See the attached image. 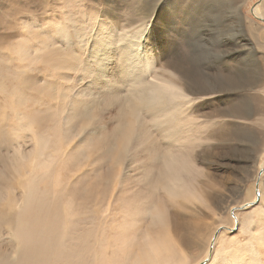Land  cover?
Returning <instances> with one entry per match:
<instances>
[{
    "label": "rangeland",
    "instance_id": "obj_1",
    "mask_svg": "<svg viewBox=\"0 0 264 264\" xmlns=\"http://www.w3.org/2000/svg\"><path fill=\"white\" fill-rule=\"evenodd\" d=\"M82 1L86 5L84 16L90 13L92 16L90 19L82 17L84 21L74 19L72 24L78 29L92 32L100 28L106 34L102 28L115 27V31L122 27L139 36L134 43V52L138 49L140 54L137 57L150 60V69L156 75L154 77L149 72L144 75V80L159 85L164 78H171L174 85L181 87L172 73L182 72L195 78L192 84L206 87L207 92L220 90L217 98H204L206 89L198 95L201 97L186 103L187 109L184 107L192 119L184 127H179L182 132L175 140L184 149L179 157L188 158L193 163L192 169L184 172L186 177L182 180L189 190H180L173 197L162 188L158 191L157 181L162 177L157 176L154 164L146 158L142 161L148 156L147 152L139 153L138 160H133L135 152L141 148L135 151L129 147L131 154L135 152L133 156L127 152L125 156L128 158L124 157L114 178L115 167L110 165L112 158H106L101 150H97V140L77 142L82 133L72 135L75 136L73 140L64 139L63 132L69 125L65 124L66 108L57 114L59 106L56 104L61 103V99L66 102L79 99V95L87 93L89 84L95 80L93 75L52 67L50 60L40 58L43 53L37 49L43 42L55 43L54 29L65 15L84 9L78 5ZM82 1L0 0V174L10 178L12 171L5 168L15 156L17 161L28 163L20 159V155L30 152L36 135L47 137L49 148L45 152L48 153H52L50 148L56 146V138L61 140L63 137L65 151L63 148L61 151L65 154L61 155L62 158L63 154L65 158L70 157L67 161L70 160L72 166L67 161L68 164L60 162L55 156L52 158V165L58 166L55 169L62 174V181L58 183L57 191L51 189L50 195L63 200L73 199L84 208L83 216L75 215L72 222L74 234L71 232V235L75 238H85L92 230L91 226H97L104 232L105 256L119 258L118 264H129L130 259L120 251L121 247L135 242L132 235L135 228L138 232L156 229L160 224H155L152 218L154 211L160 209L164 212L162 222L189 258L188 264H226L224 256L231 264H264V255L256 257L252 251L259 248L264 253V248L247 232L250 220L251 225L255 224L252 227L255 226L256 230L254 227L252 230L256 234L264 228V216L252 211L259 203L258 191L264 195V123L253 122L257 117L264 119V0ZM77 15L75 18L81 16ZM93 21L95 24L91 29L87 23L93 24ZM118 36L113 34V37ZM87 43L90 44V39ZM17 47L21 48V53ZM85 60L91 62L89 54ZM128 61L118 57L109 62L107 76H111L112 69L113 76L126 77L129 70L126 75L124 67ZM121 69L122 73L119 72ZM135 70L146 71L142 60ZM107 83L101 86L104 94L117 89H122V94L126 92L125 83L118 88ZM223 109L235 114L250 112L252 116L245 123L224 116L220 111ZM114 114V107L104 110L96 125L112 131L110 116ZM53 117L58 133H54ZM175 118L176 114H173L171 119ZM215 120L229 123L230 136L226 143L218 138L220 128ZM175 128L170 125L165 130L170 133ZM261 162L262 167L259 166ZM235 169L237 173L234 176L238 177L232 175ZM238 178L241 179L236 181ZM191 191L196 198L191 196ZM254 195L255 203L246 204ZM121 203L123 209H118L117 204ZM228 205L234 207L231 212L226 208ZM129 208H133L136 215L130 213ZM74 211L77 212L76 207ZM116 231H121V234L116 235ZM8 241L5 235L0 237V253L11 251ZM69 241L77 240L72 237ZM85 258L88 259L86 255Z\"/></svg>",
    "mask_w": 264,
    "mask_h": 264
},
{
    "label": "bare ground",
    "instance_id": "obj_2",
    "mask_svg": "<svg viewBox=\"0 0 264 264\" xmlns=\"http://www.w3.org/2000/svg\"><path fill=\"white\" fill-rule=\"evenodd\" d=\"M78 5H81L84 9L80 10V12H71V15H65L61 19L62 21L59 26L54 29L55 37H52L56 38L55 43L51 42L46 44V42H43L42 46L37 49L43 53L40 58H47L50 60L52 67L67 69L70 72L74 70L80 72L82 75H93V79L95 80L94 83L89 84L90 89L87 93H81V95H79V99H73L68 102H66L65 99L64 101L61 99V103L56 104L59 106V108H57V114L63 113L66 108L65 124L69 123V125L65 127L66 131L63 132L64 139L73 140L75 136L73 137L72 135L82 133L77 142L84 141L85 143V141H89L90 143L91 141L97 140V150H101L100 153H103L105 157L107 156L106 158H112V164L110 163V165L115 167V169L113 168V170H115L113 171L115 172L113 174L114 178L119 173V167H122L120 165L124 157L128 158L125 155L130 151L129 147L135 149V151L141 148L138 152L134 151V156L132 155L134 152L132 154L129 152L133 158H135H130V160L133 159L137 161V158L140 156L139 153L144 151L147 152L148 156L144 157L142 161L144 162L145 158L149 160V163L154 164V166H152L157 168V176L162 177L157 181V190L162 188L168 195L173 197L177 195L180 190L184 191L188 189L182 180L186 177L184 172L188 168L191 170L193 163L188 158L184 160L179 157V154L182 155L184 149L175 139L182 132V129L179 127H184V125H187L192 119L191 114L187 115L186 103L188 104V101L201 97L198 95L207 88L200 86V84H198V86L192 84L195 78L182 72L178 74L172 73L181 87L174 85L171 82V78L166 80L164 78V80H162L164 82L159 85L144 80V75L146 74L147 76L149 72L154 77H156V75L152 72L153 70L151 71L150 69V60L148 58L140 59V57H137L136 55L140 54L137 48H135L137 50L134 52V43L138 35H136L135 32L129 33V31L127 32L122 27L115 31H113L115 27L114 29L110 27H108L109 29L102 28L106 30V34H104L100 28H96L92 32L78 29L77 25L72 23L75 21H84V17L90 19L92 16L91 13L89 16H84L86 5L83 4V1ZM76 14L81 16L75 18ZM94 24V21L93 24L87 23L91 29L94 28ZM114 33L119 36L113 37ZM88 39H90V44L87 43ZM117 41H119V43H117ZM85 45L88 46V51H86L87 46L85 47ZM136 45L139 46L138 41ZM16 50H18L19 53L22 52L20 47H17ZM86 54H89L91 62L85 60ZM118 57H122L126 61L131 60L130 62L128 61L129 63H127L125 67L123 66L126 70V75L128 74V70L129 74L126 77L118 78V76H113L112 69H110L111 76H107L109 62L114 61V59ZM141 60L142 67H146V71L135 70L137 65L141 63ZM119 72L122 73L123 69ZM97 81L99 82L96 83ZM105 83L113 88L122 87L125 83L127 87H125L126 92L122 94V89H117L115 92L111 91L110 93L104 94L101 86ZM207 91L209 90H206L204 98L211 96L217 98L220 93V90L216 89L213 91L210 90V92ZM208 93H210V95H208ZM110 107H114L115 110L114 116H110L113 122L112 131L106 130L107 127H99L98 124L96 125L98 119L102 118L101 112H104V110ZM181 107L183 108L182 110ZM184 107H186V109ZM220 111L225 114L224 116H231L245 123L248 122L247 120H250L249 117L252 116L250 112L235 114L225 109ZM173 114H176L175 119H171ZM52 120L55 124L54 133H58L57 122L54 117ZM253 120V122L257 124L264 123V119L259 117ZM227 121H214L220 128L219 133L216 134L223 142L227 141L228 136H230L228 134L229 123ZM78 122H80V124H78ZM98 122H100V120ZM170 125L176 128L169 133L166 132L165 129ZM241 127L244 128V126ZM171 129L173 128L171 127ZM63 137L61 140H59V137L56 138L58 140L56 146L50 148L52 153H48L45 152V149L49 148L47 137L44 135H36L33 138V147L30 152L26 155H20V159H25L28 163L32 162L31 165L27 166L26 164L28 163L25 162L26 164H24V162H21L22 160L17 161V157L15 156L13 160L10 161V165L5 168L6 171L7 169L12 171L10 178H5L4 175L0 174V237L5 235L6 238L9 239V244H7L11 246L10 252L0 253V264H66L67 261L69 264H81V261L86 264L87 262H91V264H118L119 262V258L110 259V257L105 256L107 244L104 242V232L97 229V226H94L95 228L91 226L92 230H89L83 239V236L75 238L71 235V227L74 226L72 223L74 222V216L82 217L84 213V211H82L84 208L79 207V205H81L80 203H75V200L69 198H66L67 201L58 197H53V199L50 195L51 189L57 191L56 188L58 183L60 184L62 181V174L60 175L55 169L58 167L56 164L55 167H53L52 158L55 156L60 162H65V164L69 163L70 165V160L67 161L70 157L65 158V153L63 150L61 151V148L65 147ZM87 144L88 143H86V146ZM93 147L95 149V146ZM63 149L65 151V148ZM62 153H64L63 156L65 159L62 158ZM97 158H99V156ZM78 161H80V159ZM109 161L108 159L107 162ZM71 162H73V160H71ZM259 166L262 167L263 162H261ZM242 168L239 167L241 170ZM262 169H264V166ZM236 171V169L232 170L233 176L237 173ZM109 174L111 173L109 172ZM109 177H111V175ZM240 179L241 178H238L236 181ZM258 180L259 184H261L260 178H258ZM17 192H19V194H17ZM191 196L197 197L193 192ZM258 200V205L254 207L252 211L253 213H260L264 216V195L261 191H258L257 202ZM82 201L80 200L79 202ZM255 201L254 195V198L246 204L252 205ZM71 204L77 208V212L74 211L75 207H72ZM229 206L230 205L226 208L231 212L234 207ZM117 207L118 209H123L122 203L117 204ZM147 209L150 210V207ZM129 211L132 214L136 212L133 208H129ZM145 211L151 213V211ZM235 216L236 215L233 214V219L236 218ZM134 217L135 216H133V218ZM163 218L164 212L157 209L154 211L152 218L155 224H160L156 229L149 228V230L144 229L138 232L135 228L132 232L135 242L125 243L120 249L125 257H129V264L189 263V258L181 251L177 242L172 239L170 229L162 222ZM77 219L80 220V218ZM250 221H248L247 224V232L253 237L252 239L258 241L257 243L261 248H264V228L259 229L258 234H256L255 226H253L255 230H252V225L255 224L251 225ZM126 229L125 227L124 230L126 231ZM116 232V235L121 234V231ZM72 237L77 241L70 242L69 239H72ZM77 242H79V244H76ZM252 251H254L253 254L256 257L261 254L264 255L259 248L258 250L255 248ZM85 255L88 259L85 258ZM223 259L226 264H231L229 259L225 256ZM235 259L237 258L235 257Z\"/></svg>",
    "mask_w": 264,
    "mask_h": 264
}]
</instances>
